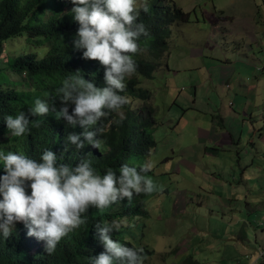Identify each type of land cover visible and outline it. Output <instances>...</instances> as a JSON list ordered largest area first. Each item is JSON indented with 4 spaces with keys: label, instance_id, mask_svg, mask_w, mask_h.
<instances>
[{
    "label": "trees",
    "instance_id": "16d2710c",
    "mask_svg": "<svg viewBox=\"0 0 264 264\" xmlns=\"http://www.w3.org/2000/svg\"><path fill=\"white\" fill-rule=\"evenodd\" d=\"M168 1L0 0V58L23 34L47 49L7 62L30 90L0 89V264H140L151 253L118 236L114 220L129 212L109 194L155 146L138 122L146 107L131 102H146L138 85L167 52V26L185 20ZM93 184L106 193L84 200Z\"/></svg>",
    "mask_w": 264,
    "mask_h": 264
},
{
    "label": "rangeland",
    "instance_id": "374dc122",
    "mask_svg": "<svg viewBox=\"0 0 264 264\" xmlns=\"http://www.w3.org/2000/svg\"><path fill=\"white\" fill-rule=\"evenodd\" d=\"M169 4L180 8L185 20L167 26V52L153 77L138 85L148 91L146 102H131L133 109L146 107L137 113L138 122L145 123L155 146L144 166L137 158L129 187L109 194L123 196L119 207L130 214L115 218L118 236L151 252L140 264H189V257L198 264H264V39L255 64L241 67L231 41L235 35L228 34L236 26L250 33L255 24L264 35V0ZM26 40L23 34L5 42L0 89H31L7 64L45 56V45ZM227 61L234 65L226 67ZM233 68L230 81L223 83L221 73ZM240 83L253 101L241 103L232 96ZM227 135L232 148L212 142ZM105 193L93 184L84 189V200ZM30 201L27 210L33 211L35 200Z\"/></svg>",
    "mask_w": 264,
    "mask_h": 264
},
{
    "label": "crops",
    "instance_id": "0c3cea01",
    "mask_svg": "<svg viewBox=\"0 0 264 264\" xmlns=\"http://www.w3.org/2000/svg\"><path fill=\"white\" fill-rule=\"evenodd\" d=\"M255 18V17H254ZM252 21H254V19H252ZM218 26V25H216ZM244 27L243 26H236L232 31H230L228 34L230 33H233L235 36L231 38V41L232 43L237 46V55L240 59V61L237 63V65H240L241 67L242 66H245L247 64H252L254 65L255 64V61H256V58H255V52H256V49L258 47H260V50H261V46H262V40L264 39V35H262L260 32H256V27H255V24H254V27L250 30V33H246L244 32ZM243 35H240L242 34ZM240 35V36H239ZM225 38H228V35L225 34ZM238 37V38H237ZM249 42H252L254 44V48L252 47L251 44H248ZM233 62H226V67H230V66H233ZM235 70L233 68L232 72L230 74H227V73H221V80L223 83H227L230 81V77L234 74ZM239 91H236L235 93H233L232 96H235V99L237 100H241V103H248V102H251L253 101V98H251L250 96L248 95H243V90L246 88V90L249 91V89L245 86H242L241 83L239 84ZM242 87V88H241ZM231 96V97H232ZM240 103V104H241ZM240 112H238L237 115H239ZM249 117L251 118L252 117V114L249 113ZM242 125H245L244 124V121L241 122ZM264 131V130H263ZM232 134V133H231ZM212 140V139H211ZM212 142H215L218 146H224L225 144H227V147L228 148H232V145L234 144V141L232 139V135H227V137H222V138H216L214 140H212ZM215 154V153H213ZM218 156V155H217ZM216 156V157H217ZM220 170V169H219ZM221 174L222 172L219 171ZM244 176V175H243ZM220 183H223L220 179V181L217 183V185L219 186ZM226 184V183H224ZM216 185V184H215ZM239 190H240V196L244 197L245 194V190L244 188H242V186H239L237 187ZM227 205H229V203H227ZM191 258V257H189ZM193 260V259H192Z\"/></svg>",
    "mask_w": 264,
    "mask_h": 264
},
{
    "label": "clouds",
    "instance_id": "9594fccd",
    "mask_svg": "<svg viewBox=\"0 0 264 264\" xmlns=\"http://www.w3.org/2000/svg\"><path fill=\"white\" fill-rule=\"evenodd\" d=\"M126 216L128 217V215H125V217H126ZM120 218H122V217H120Z\"/></svg>",
    "mask_w": 264,
    "mask_h": 264
},
{
    "label": "built area",
    "instance_id": "2783aa9c",
    "mask_svg": "<svg viewBox=\"0 0 264 264\" xmlns=\"http://www.w3.org/2000/svg\"><path fill=\"white\" fill-rule=\"evenodd\" d=\"M259 70V69H258ZM263 69L261 68V70L260 71H262Z\"/></svg>",
    "mask_w": 264,
    "mask_h": 264
}]
</instances>
